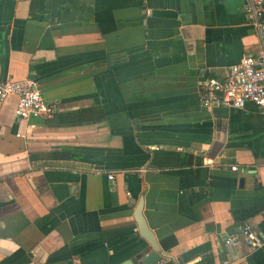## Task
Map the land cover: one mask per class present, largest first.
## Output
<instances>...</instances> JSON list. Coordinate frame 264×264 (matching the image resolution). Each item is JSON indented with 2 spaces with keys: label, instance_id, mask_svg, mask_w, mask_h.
<instances>
[{
  "label": "crops",
  "instance_id": "0c3cea01",
  "mask_svg": "<svg viewBox=\"0 0 264 264\" xmlns=\"http://www.w3.org/2000/svg\"><path fill=\"white\" fill-rule=\"evenodd\" d=\"M245 1L0 0V82L55 109L0 100V264H264L222 242L264 240V115L200 100L258 48Z\"/></svg>",
  "mask_w": 264,
  "mask_h": 264
},
{
  "label": "built area",
  "instance_id": "2783aa9c",
  "mask_svg": "<svg viewBox=\"0 0 264 264\" xmlns=\"http://www.w3.org/2000/svg\"><path fill=\"white\" fill-rule=\"evenodd\" d=\"M243 11L258 34V48L243 56L229 68L223 78L208 77L201 82L200 100L209 109L225 106L243 109L247 102L257 106L264 115V0H246ZM15 96V115L20 119L50 116L55 109L47 104L41 94L40 85L34 78L20 81L0 82V100ZM236 170V166L231 167ZM109 180L113 173L107 175ZM244 239L252 248L263 244V238L248 223H240L233 234L225 235L224 245L234 246Z\"/></svg>",
  "mask_w": 264,
  "mask_h": 264
},
{
  "label": "water",
  "instance_id": "95a60500",
  "mask_svg": "<svg viewBox=\"0 0 264 264\" xmlns=\"http://www.w3.org/2000/svg\"><path fill=\"white\" fill-rule=\"evenodd\" d=\"M152 250L145 252H140L133 259H131V264H159L162 260L163 255L160 253L159 249L152 245Z\"/></svg>",
  "mask_w": 264,
  "mask_h": 264
}]
</instances>
